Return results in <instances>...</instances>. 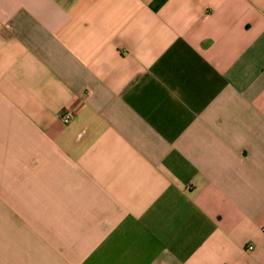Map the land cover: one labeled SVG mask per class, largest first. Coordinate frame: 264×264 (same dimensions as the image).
Listing matches in <instances>:
<instances>
[{
    "label": "crops",
    "instance_id": "crops-1",
    "mask_svg": "<svg viewBox=\"0 0 264 264\" xmlns=\"http://www.w3.org/2000/svg\"><path fill=\"white\" fill-rule=\"evenodd\" d=\"M263 226L264 0H0V264H264Z\"/></svg>",
    "mask_w": 264,
    "mask_h": 264
},
{
    "label": "built area",
    "instance_id": "built-area-1",
    "mask_svg": "<svg viewBox=\"0 0 264 264\" xmlns=\"http://www.w3.org/2000/svg\"><path fill=\"white\" fill-rule=\"evenodd\" d=\"M73 116H74L73 110L68 108L59 116V119L63 124H68L70 123ZM261 232L262 234H264V226L261 228ZM248 249H252V247H248Z\"/></svg>",
    "mask_w": 264,
    "mask_h": 264
}]
</instances>
